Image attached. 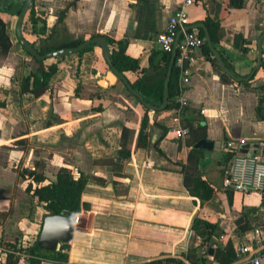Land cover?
I'll return each instance as SVG.
<instances>
[{"label": "crops", "instance_id": "0c3cea01", "mask_svg": "<svg viewBox=\"0 0 264 264\" xmlns=\"http://www.w3.org/2000/svg\"><path fill=\"white\" fill-rule=\"evenodd\" d=\"M23 4L8 0L0 14L12 43L9 54L0 58V264H6L14 245L23 244L25 249L39 238L48 213L33 190L56 182L63 168L72 170L75 178L86 175L90 182L72 240L57 249L67 246L63 251L67 261L41 264H166L171 259L175 264H233L240 248L248 249L245 257H260L264 264V193L224 186L226 170L237 156L227 143L245 141L242 154L264 159V120L258 116L264 95V0H195L188 8L190 29L203 35L206 43L210 35L239 81L220 66L211 69L198 51L190 65L191 82L183 85L179 80L180 94L172 108L170 102L159 112L145 106L150 111L148 150L136 147L147 114L144 105L106 98L87 104L75 96L79 85L109 89L122 81L100 47L47 60L46 66L55 64L58 69L46 89L37 88L34 79L26 82L31 69L25 63L31 59L18 37ZM182 5L183 0H33L22 35L37 48L65 49L94 35L111 39L115 49L121 44L138 65L135 71L116 69L133 88L149 92L148 87L161 78L151 64L161 51L157 38ZM32 9L45 21L39 24L46 27L45 34L28 26ZM210 25L222 28L215 33V43L210 34L215 26ZM238 35L247 40L246 52L236 47ZM99 106L102 112L93 110ZM200 126L206 127L203 140L213 143L212 150L194 148L202 139L190 146L196 137L179 141L173 134L182 127L197 136ZM124 128L134 134L131 159L117 162ZM163 129L168 130L166 136ZM154 130L160 137L152 145ZM32 172L43 177L39 186L30 177ZM198 175L213 189L212 199L193 193ZM207 223L218 227L210 247L203 246L210 235ZM28 257L22 256L19 264H30Z\"/></svg>", "mask_w": 264, "mask_h": 264}, {"label": "trees", "instance_id": "16d2710c", "mask_svg": "<svg viewBox=\"0 0 264 264\" xmlns=\"http://www.w3.org/2000/svg\"><path fill=\"white\" fill-rule=\"evenodd\" d=\"M1 13L2 12L0 9V14ZM28 23H29L28 26H31V29L34 33L45 34L46 27L39 28V24L45 23V21L35 12L34 9H32L30 12V18ZM212 26H215V28L214 29L212 28L210 30V34L213 43H215V36H216L215 33L221 32L222 28L218 25H210V27ZM201 36L203 37V35ZM99 37L101 36L94 35L92 36L91 39H95ZM246 42L247 40L242 35H238L236 37V47H238L240 50L244 52L247 51V49L245 48ZM83 43H85L84 39H80L74 44L69 45L68 48H77L81 46ZM107 44H108V48L111 51L112 61L115 67H117L121 71L137 70L138 68L137 63L125 55L124 48L122 47L121 44L119 50L115 49L116 43L111 39L107 40ZM31 46L40 55H47L62 49L61 47L59 48L54 46L45 47L43 45L40 48H37L35 44H31ZM95 47H97V45L89 46L80 54L90 51ZM11 48H12V43L8 36L6 24L0 17V58L2 59L5 58L9 54ZM202 54L205 57V59H207V61L210 63L211 69L216 70L219 68V65L207 43H205L202 48ZM28 56L30 57L31 60L29 62H26L25 66L29 67L31 69V72L30 75L26 78V82H30L31 79H34L35 86L37 88L46 89L49 86L50 79L57 72L58 66L55 64L46 66V61H39L29 53ZM171 63H172L171 54H168L163 50L155 53L154 57L151 59L152 69L159 72V75L161 74V78L156 80V82H154L150 87H148L149 92H145L141 90L139 86L135 85L134 90L142 94L145 97V101L147 103L155 104V105L158 103L159 104L163 103L164 87L171 67ZM227 67L230 71L232 70L231 66L227 65ZM179 80H180L179 71L174 66L170 88H169V102H170L169 109L172 108V106L174 105L173 99H175V97L180 94ZM75 96L78 100L84 101L87 104H92V102L95 99L106 98L111 102H115V103L126 104L125 101L127 100L130 103L143 105L140 99L136 97L134 94H132L128 89V87L122 81H119L115 86L109 89H104L99 86L89 87V86L79 85V87L75 92ZM0 106H3V104L0 103ZM178 107L179 105L176 104V108ZM144 108L146 109L147 114L142 120L140 132L136 141V147L138 149L148 150L150 149L151 146L150 132H148V128H149L148 113L150 111L145 106ZM263 108H264V95L260 98L259 107H258V116L262 120H264V116L261 115ZM93 110H96L97 112H102L103 106L93 108ZM129 113L130 114L132 113L131 109H129ZM199 129L201 130V133L197 135L198 137L195 136V133L198 132H195L193 129L192 131L189 130V135H188L189 139L191 136L194 138L196 137L193 143L190 142L188 143L190 144V146H193L195 142H198L201 139L202 140L206 139L207 137L206 127L200 126ZM163 130H164L163 136H166L168 134V130L167 129H163ZM133 135L134 134L132 133L131 130H129L128 128H124L121 150L116 159L117 162L127 161L131 159L130 146L133 143V137H134ZM197 152H198L197 150H194L193 154L196 155ZM196 158L197 161L200 160L199 157ZM106 162H108V164L111 163V161L109 160ZM30 177L33 179V182L36 183L38 186L44 182L43 177L39 176L37 173H33V172L30 173ZM89 182H90V178L87 177L86 175L80 174L78 178H75L72 170L68 168H63L60 170L56 182L46 186L37 187L34 190L32 189L33 187L30 185L28 187V190L29 191L33 190L34 196L38 198L40 203L44 204V208L49 216H67V217H73L75 219V217L78 214H80L82 211L83 208L82 196ZM194 188L195 189H193V193L199 194L195 196L204 200L212 199L214 191L206 182L202 180L200 175H198V177L195 180ZM207 228L210 230V235L208 236V238H205L203 240V246L210 247L212 246L211 245L213 242L212 239L217 237L215 233L218 231V227L217 225L207 223ZM66 249L67 246L64 244L61 248V251H56L50 254L39 248L38 238H37L31 246L29 245V247L25 248L22 251L23 255H18L16 253L17 245H14L13 251L7 253L6 264H19L20 261L22 260V256H26V255L29 256L28 259L26 260L29 261L30 264H41L43 260L58 261V262L62 260L67 261L66 255H63V251ZM175 263L178 262L171 259L168 260L166 264H175ZM150 264H163V262L158 261Z\"/></svg>", "mask_w": 264, "mask_h": 264}, {"label": "built area", "instance_id": "2783aa9c", "mask_svg": "<svg viewBox=\"0 0 264 264\" xmlns=\"http://www.w3.org/2000/svg\"><path fill=\"white\" fill-rule=\"evenodd\" d=\"M195 4V0H183V5L170 19L166 30L157 38L161 50L173 55L176 53L175 67L180 74V81L188 85L192 78L191 64L195 61L198 51L202 50L205 39L190 29L188 8ZM173 134L179 141H184L189 130L178 127ZM245 141L229 142L227 149L237 154L234 162L226 170L224 186L241 193H264V159L261 155H244L241 153ZM259 233V232H257ZM24 245L17 247V254L23 255ZM247 248H240L233 264H262L257 256L245 257Z\"/></svg>", "mask_w": 264, "mask_h": 264}, {"label": "water", "instance_id": "95a60500", "mask_svg": "<svg viewBox=\"0 0 264 264\" xmlns=\"http://www.w3.org/2000/svg\"><path fill=\"white\" fill-rule=\"evenodd\" d=\"M8 1V0H3L0 3V9L3 6V4ZM17 1V0H15ZM20 2L24 3L23 4V9L21 12H18V15L20 16V22L18 25V37L19 41L24 47V49L33 57L38 59L39 61H47L51 59H62L65 58L69 55L73 54H78L83 52L87 47L92 46V45H97L100 47L103 51V55L107 63L112 69V72L115 76H117L122 82L128 87L130 92L134 94L136 97L140 99V101L143 103L144 106H146L149 110L154 111V112H159L163 111L167 108L168 102H169V87L171 83V77H172V72L173 68L175 65V58H176V53L173 54L172 57V63H171V69L166 81L165 85V91H164V102L162 107H155L153 105H150L145 101V99L138 94L134 88L130 85V83L125 79V77L120 74V72L116 69V67L113 64L112 61V55L111 51L108 48L107 40L103 37L95 38L89 41H86L83 43L81 46L77 48H65L61 49L55 52H52L47 55H40L39 53L36 52V50L31 46V44L25 40V38L22 35V24L24 17L26 13L32 8L33 6V0H20ZM208 33V32H207ZM207 44L209 48L211 49L212 53L215 56L216 61L218 62L220 68L223 70V73L227 74L229 77L232 79L239 81L236 76L227 68L226 64L224 63L222 56L219 54V52L214 48L211 42L210 35L207 34ZM259 56L260 60L262 59V49L261 46L259 47ZM262 65V60L260 62V66ZM109 81L112 83L114 81V77L112 75L109 76ZM102 86H106V82L101 83ZM159 134L157 135V131L154 130L153 132V138H152V145L156 143V141L159 139ZM195 149H204V150H212L214 148L213 143L208 141V140H202L199 143H197L194 146ZM153 154L156 152L153 151ZM243 221V219H240L237 223V225H240V223ZM74 228H75V219L73 217H67V216H46L44 219V223L42 226L41 233L38 238V246L44 251L48 252H56L58 249V246L62 243H68L72 240L73 233H74ZM214 252L213 249H210L209 253L212 254Z\"/></svg>", "mask_w": 264, "mask_h": 264}]
</instances>
